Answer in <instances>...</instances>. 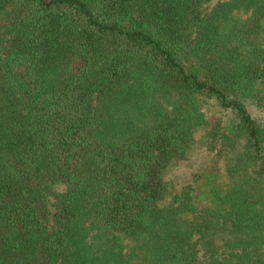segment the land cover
Returning a JSON list of instances; mask_svg holds the SVG:
<instances>
[{
    "label": "trees",
    "instance_id": "16d2710c",
    "mask_svg": "<svg viewBox=\"0 0 264 264\" xmlns=\"http://www.w3.org/2000/svg\"><path fill=\"white\" fill-rule=\"evenodd\" d=\"M251 105L264 0H0V264H264Z\"/></svg>",
    "mask_w": 264,
    "mask_h": 264
},
{
    "label": "rangeland",
    "instance_id": "374dc122",
    "mask_svg": "<svg viewBox=\"0 0 264 264\" xmlns=\"http://www.w3.org/2000/svg\"><path fill=\"white\" fill-rule=\"evenodd\" d=\"M250 111L258 117H263L264 116V108L261 107H257L255 105H251L250 106ZM213 112L214 115H219L221 116L222 113L219 107L216 106L215 104H212L211 106V111L210 114ZM229 118L226 117L225 120L227 121ZM205 133V129H200L197 134H196V138L197 139H201V137L203 136V134ZM211 140H207L205 141L200 147L196 148L193 153H192V158L195 159V166L197 167H210L213 165L214 162V158H215V152L216 149L212 147L211 145ZM185 172L184 171H180L179 173Z\"/></svg>",
    "mask_w": 264,
    "mask_h": 264
}]
</instances>
